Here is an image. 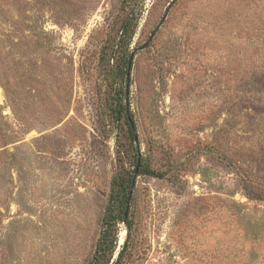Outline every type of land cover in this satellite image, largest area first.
I'll use <instances>...</instances> for the list:
<instances>
[{"label":"rangeland","instance_id":"obj_1","mask_svg":"<svg viewBox=\"0 0 264 264\" xmlns=\"http://www.w3.org/2000/svg\"><path fill=\"white\" fill-rule=\"evenodd\" d=\"M138 158L120 264H264V0H0V264H86Z\"/></svg>","mask_w":264,"mask_h":264},{"label":"trees","instance_id":"obj_2","mask_svg":"<svg viewBox=\"0 0 264 264\" xmlns=\"http://www.w3.org/2000/svg\"><path fill=\"white\" fill-rule=\"evenodd\" d=\"M117 110L119 113H121L122 111L125 112L124 105L119 104ZM125 119L128 124L130 136L131 135L133 136L127 114ZM133 140H134V136H133ZM138 173H148L151 175L156 174L147 167H145L144 165H141V163L139 165ZM118 179L119 180L117 181L116 196L110 198L111 202L108 204V206L104 211V214L101 219L99 234L97 236L93 251L89 259L87 260L86 264H120V259L123 253L125 242L122 244L121 249H119L117 256L113 258L114 252L117 247L116 225L122 222L123 220V213L125 210V204L132 181V175L129 174L126 177H120ZM125 225L126 228L129 230L131 227V222L128 219V215L125 221Z\"/></svg>","mask_w":264,"mask_h":264},{"label":"water","instance_id":"obj_3","mask_svg":"<svg viewBox=\"0 0 264 264\" xmlns=\"http://www.w3.org/2000/svg\"><path fill=\"white\" fill-rule=\"evenodd\" d=\"M164 17H165V14H164V16L162 18V21H163ZM159 25H157V27L151 32L148 40L146 41V43L143 46L147 45V43L151 40V38L153 37V35H154L156 29L159 27ZM143 46H140L139 48H142ZM132 57H133V52L130 54V56L128 58L127 73H126L127 82H128V79H129ZM126 94H127V85H126ZM125 105H126V114H127V117H128V121L130 123V126H131L132 131H134V126H133L132 119L128 115V111H127V106H128L127 101H126ZM133 136H134V141L136 142L137 141L136 134L134 133ZM139 165H140V159L138 158L137 159V162H136V165H135V168H134V171H133V177H132L130 189H129L128 196H127V200H126V204H125V210H124V213H123V220H122L123 223H125L126 218H127V215H128L129 203H130V199H131V196H132L133 187L135 185V178H136V175L138 173Z\"/></svg>","mask_w":264,"mask_h":264}]
</instances>
